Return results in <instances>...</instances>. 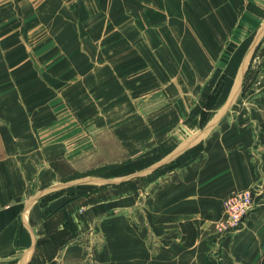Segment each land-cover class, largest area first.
<instances>
[{"label":"crops","instance_id":"1","mask_svg":"<svg viewBox=\"0 0 264 264\" xmlns=\"http://www.w3.org/2000/svg\"><path fill=\"white\" fill-rule=\"evenodd\" d=\"M92 1L101 0H78V14H87ZM153 1L159 10L169 2L177 14L195 17L197 30L214 25L212 31L222 32L214 45L222 48L232 30L245 36L247 22L264 24V0ZM126 3L134 9V0ZM48 10L56 14L55 7ZM7 42L0 26V264H258L264 250V89H253L250 95L260 98L239 105L240 112L203 139L133 155L132 174L118 181L87 174L92 150L79 148L76 155L44 135L54 119V75L47 73L44 88L37 76H24L25 58L8 55ZM259 77L264 80V71ZM28 113L34 115L28 119ZM141 177L140 189L128 185ZM243 190L253 192L251 210L233 230L219 232L224 198ZM184 221L195 228L190 247L180 241ZM172 233L177 236L164 245L162 238Z\"/></svg>","mask_w":264,"mask_h":264},{"label":"rangeland","instance_id":"2","mask_svg":"<svg viewBox=\"0 0 264 264\" xmlns=\"http://www.w3.org/2000/svg\"><path fill=\"white\" fill-rule=\"evenodd\" d=\"M134 3L132 9L126 0L92 1L82 15L78 0H22L19 11L13 0H0L7 54L23 56V75L37 76L43 88L47 73L55 78L54 119L44 135L76 155L92 150L87 174L118 181L132 174L133 155L203 139L239 105L260 98L253 89H264V24L247 22L245 36L232 30L222 48L214 45L222 35L214 25L197 30L195 17L177 14L169 2L162 10L158 1ZM143 181L128 185L137 190Z\"/></svg>","mask_w":264,"mask_h":264},{"label":"built area","instance_id":"3","mask_svg":"<svg viewBox=\"0 0 264 264\" xmlns=\"http://www.w3.org/2000/svg\"><path fill=\"white\" fill-rule=\"evenodd\" d=\"M253 204L252 190L228 195L222 202L223 216L216 224L217 230L223 233L233 230L248 214Z\"/></svg>","mask_w":264,"mask_h":264},{"label":"trees","instance_id":"4","mask_svg":"<svg viewBox=\"0 0 264 264\" xmlns=\"http://www.w3.org/2000/svg\"><path fill=\"white\" fill-rule=\"evenodd\" d=\"M13 1H14L16 10L19 11V3L22 0H13ZM180 232H181L180 241L182 242V244L186 247L192 246L194 243V240H195V228H194V226L190 222L184 221V222L180 223ZM176 236L177 235L175 233L169 234V235L163 237L161 242L164 245H167V244H169L170 240L175 238ZM258 264H264V250L262 252V255H261V258H260Z\"/></svg>","mask_w":264,"mask_h":264}]
</instances>
